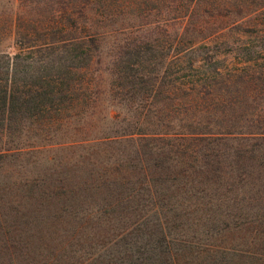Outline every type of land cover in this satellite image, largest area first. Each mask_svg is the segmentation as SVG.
<instances>
[{
    "label": "rangeland",
    "instance_id": "obj_1",
    "mask_svg": "<svg viewBox=\"0 0 264 264\" xmlns=\"http://www.w3.org/2000/svg\"><path fill=\"white\" fill-rule=\"evenodd\" d=\"M91 1L92 17L109 25L103 7L111 0ZM155 1L124 3L136 14L151 10V16ZM25 3L32 17L36 4L41 19L60 5ZM16 5L0 0V16ZM130 16L126 23L136 21ZM186 19L100 39L87 69L104 90L98 109L114 114L105 119L111 124L98 114L93 119L98 131L112 133L134 125L147 95L141 89L130 98L135 102L109 100L111 61L123 56L127 37L158 38L167 47L164 56L178 51L177 75H192L201 88L191 92L184 76L160 88L152 105L164 112H148L147 122L157 126L146 124L145 131L160 127V134L87 146L78 141L84 136L80 124L59 127L57 116L26 118L19 130L0 132V264H264V26L261 34L254 27L264 24V0H195ZM8 39L0 49L14 50ZM175 40L173 51L168 43ZM152 52L143 49L140 59L150 61ZM143 67L150 69L147 62ZM206 96L217 97L224 115L216 107L203 112ZM196 121L201 129L210 121L207 127L214 122L232 133L196 138L188 133ZM92 131L87 134L97 133ZM107 157L116 169L105 172Z\"/></svg>",
    "mask_w": 264,
    "mask_h": 264
},
{
    "label": "trees",
    "instance_id": "obj_2",
    "mask_svg": "<svg viewBox=\"0 0 264 264\" xmlns=\"http://www.w3.org/2000/svg\"><path fill=\"white\" fill-rule=\"evenodd\" d=\"M17 1L18 5L10 7L0 16V45L2 41L9 38L8 40L11 39L10 46L14 48L8 51L9 45H6L5 49H0V132L9 133L10 130H19L21 126H24L22 121L27 120L26 118L37 121L57 116L59 127H68L75 122L80 124L78 129L84 132V136L78 141L87 146L90 143L109 146L117 139L131 138L134 134H160V127L156 131L145 132L148 130L146 124L154 123L157 126V122H147V114L152 111L163 114L162 106L153 108L154 95L161 94L160 88L172 87L179 76H184V74L177 75L178 51L164 56L162 48L165 44L158 38L134 41L127 37L129 40L124 41L123 56L113 57L114 60L111 61L109 70L111 78L106 90L109 100L111 102L115 99L114 97L119 99L127 97L129 103L135 102L130 98L133 93L141 89L146 90L147 95L141 102L142 105L137 107L140 110L135 108L138 112H136L134 125L127 130L122 129L112 131V133L103 129L98 131L99 121L96 120L106 122L105 119L112 118L114 114L110 109L106 112L103 110L100 112L98 109L102 103L97 101V96L102 98L104 90L98 87L97 81L94 83L92 78L87 77V69H89L94 53L98 50L100 39L126 31L130 33L150 26L152 23L158 26L169 19H188L193 11L195 0H156L151 15L152 20L151 10L147 11L144 8L140 14H136L128 10L124 0H111L110 4L106 1L103 8L105 9L104 19L107 21L103 22H110L109 25L102 24L92 17L91 0H58L60 5L58 4L57 10H50L48 17L46 15L43 19L39 17L40 8H37L36 4H33L35 8L33 14L36 16L32 17L25 0ZM129 13L130 17L137 18L136 21L131 23L124 21V16ZM249 13L246 12L247 15ZM244 16L246 15L240 16L239 19H243ZM143 17L146 18L142 20ZM256 24L255 31L261 34L264 24L261 26L260 22ZM174 42L168 43V48H174L173 51L179 47L176 46L177 41ZM143 49L155 52L148 53L151 57L153 56L150 61L140 59ZM196 61L192 60L191 63L196 64ZM144 62L150 65V69L143 67ZM163 63L166 67L161 69ZM209 72L211 75L218 73L219 79L223 76L217 70L213 73ZM90 75L96 76L95 73ZM204 75L202 88L208 96L212 90L211 85L207 83L209 80L207 73ZM184 77L186 80L183 84H189L187 88L191 92L197 90V87L201 88L200 80L193 79L190 74ZM250 79H252L251 76ZM260 80L264 81V74ZM226 82H230V79L228 78ZM207 96L208 105L203 112L210 114L216 106H219L217 105L219 100L217 97L215 100ZM109 105L112 106V103ZM222 106L223 108H216L221 115H224L226 109L223 104ZM97 114L98 119H93ZM209 122L207 121L204 129H201V125L196 121L195 131H188V133L196 138L210 137V135L214 138H221L232 133L219 126L213 127L214 122L213 129L210 127L211 130L207 127ZM106 123L111 124V121ZM90 130L97 133L93 134L94 136L90 135L91 133L88 135L87 132ZM1 154L5 155V153ZM109 160L110 158L107 157L104 166L101 167L105 172L111 168L116 169L115 161Z\"/></svg>",
    "mask_w": 264,
    "mask_h": 264
}]
</instances>
